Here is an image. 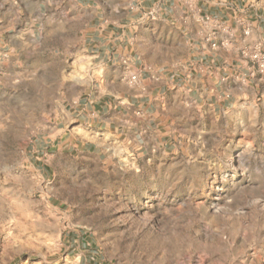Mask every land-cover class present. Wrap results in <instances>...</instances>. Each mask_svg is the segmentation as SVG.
I'll return each mask as SVG.
<instances>
[{
  "label": "rangeland",
  "instance_id": "374dc122",
  "mask_svg": "<svg viewBox=\"0 0 264 264\" xmlns=\"http://www.w3.org/2000/svg\"><path fill=\"white\" fill-rule=\"evenodd\" d=\"M233 1L245 81L262 83L205 139L195 123L152 119L137 154L104 129L67 122L99 92L81 27L76 54L64 48L27 90L4 94L0 264H264V73L250 56H264V0ZM189 6L179 19L231 34Z\"/></svg>",
  "mask_w": 264,
  "mask_h": 264
},
{
  "label": "crops",
  "instance_id": "0c3cea01",
  "mask_svg": "<svg viewBox=\"0 0 264 264\" xmlns=\"http://www.w3.org/2000/svg\"><path fill=\"white\" fill-rule=\"evenodd\" d=\"M189 4L219 16L231 34L213 37L211 28L179 19ZM147 10L157 17L144 22ZM238 11L233 0H0V49L7 52L0 61V103L8 91L27 90L64 48L69 58L76 54L81 27L99 92L79 111L68 109L67 122L104 129L128 150L134 145L137 154L144 144L139 133L153 126L152 119L175 127L195 123L197 137L205 139L215 131L212 124L262 83L256 77L245 81L250 60L241 54ZM215 41L225 44L214 48ZM92 142L88 148L100 146Z\"/></svg>",
  "mask_w": 264,
  "mask_h": 264
},
{
  "label": "built area",
  "instance_id": "2783aa9c",
  "mask_svg": "<svg viewBox=\"0 0 264 264\" xmlns=\"http://www.w3.org/2000/svg\"><path fill=\"white\" fill-rule=\"evenodd\" d=\"M156 17H157L156 10H147L143 13L142 19L153 20ZM213 26L216 27L217 22H213ZM213 45L216 46L215 43ZM250 56L252 60L254 61V63L257 65L259 72L263 74L264 73V56L260 54L259 52L250 54ZM5 57H7V52L0 49V60H2ZM129 80L132 83H136L138 81V75L137 74L130 75Z\"/></svg>",
  "mask_w": 264,
  "mask_h": 264
}]
</instances>
